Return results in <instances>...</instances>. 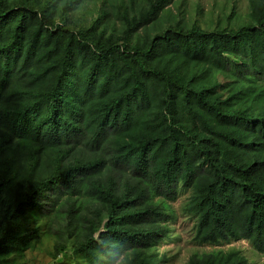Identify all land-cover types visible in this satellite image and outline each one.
I'll return each mask as SVG.
<instances>
[{"label": "trees", "instance_id": "1", "mask_svg": "<svg viewBox=\"0 0 264 264\" xmlns=\"http://www.w3.org/2000/svg\"><path fill=\"white\" fill-rule=\"evenodd\" d=\"M75 4L0 0V264L38 239L35 213L66 202L70 226L80 195L104 212L75 255L130 250L126 264H158L142 248L168 213L151 196L178 185L190 189L196 241L245 239L264 254V0H248L251 20L236 28L141 42L133 33L161 0L121 42L101 39L105 12L86 27L59 15ZM190 264L248 262L232 249Z\"/></svg>", "mask_w": 264, "mask_h": 264}, {"label": "rangeland", "instance_id": "2", "mask_svg": "<svg viewBox=\"0 0 264 264\" xmlns=\"http://www.w3.org/2000/svg\"><path fill=\"white\" fill-rule=\"evenodd\" d=\"M76 3L74 9L64 11L59 9V15L67 13L69 19L79 26L86 27L106 13V22L100 30L105 31L101 39L121 42L127 37V22H137L141 15L152 9L156 0H65ZM164 4L158 18L136 29L133 41L151 40L155 35L169 29L181 28L187 30L196 26L202 30H213L219 23L222 27L236 28L251 20L249 17L248 0H161ZM135 2V7H130ZM102 8V9H101ZM106 25V27L104 26ZM98 38V34H96ZM222 83L224 77L219 78ZM222 92V91H219ZM225 94V93H224ZM190 189L178 185L171 198L153 193L154 204L167 208L168 215L158 221L165 233H158L150 238L142 248L144 254L153 253L158 264H190L191 259H202L205 255L215 252H227L235 249L246 257L248 264H264V254L257 251L248 240H228L219 243H202L194 239L195 219L184 211ZM66 195H63V199ZM75 213L73 222L67 223L69 210L66 202H59L50 208L46 216L35 213L31 225L38 226L39 237L32 240L27 248L9 254L8 264H126L130 250L117 255L100 257L98 262H89L73 253L72 242L84 241L86 229L90 220L103 216L104 209L99 200L80 195L73 197ZM68 229L72 231L69 234ZM67 229V231H66ZM62 246V248H61Z\"/></svg>", "mask_w": 264, "mask_h": 264}]
</instances>
